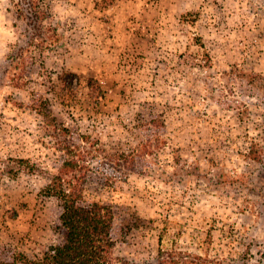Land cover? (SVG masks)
<instances>
[{
  "label": "rangeland",
  "instance_id": "rangeland-1",
  "mask_svg": "<svg viewBox=\"0 0 264 264\" xmlns=\"http://www.w3.org/2000/svg\"><path fill=\"white\" fill-rule=\"evenodd\" d=\"M71 174L114 264H264V0H0V259Z\"/></svg>",
  "mask_w": 264,
  "mask_h": 264
},
{
  "label": "trees",
  "instance_id": "trees-1",
  "mask_svg": "<svg viewBox=\"0 0 264 264\" xmlns=\"http://www.w3.org/2000/svg\"><path fill=\"white\" fill-rule=\"evenodd\" d=\"M147 120H140L147 123ZM247 156L260 160L258 143L251 139ZM75 176L62 175L45 185L44 192L59 201L54 230L57 238L39 252L27 255L12 253L0 264H114V215L109 205L85 200Z\"/></svg>",
  "mask_w": 264,
  "mask_h": 264
}]
</instances>
